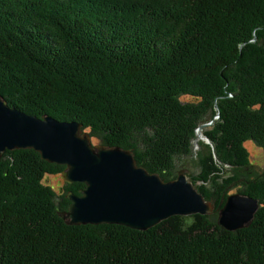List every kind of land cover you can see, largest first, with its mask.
Wrapping results in <instances>:
<instances>
[{
    "label": "trees",
    "instance_id": "16d2710c",
    "mask_svg": "<svg viewBox=\"0 0 264 264\" xmlns=\"http://www.w3.org/2000/svg\"><path fill=\"white\" fill-rule=\"evenodd\" d=\"M0 93L81 121L94 143L133 149L165 180L195 164L188 174L216 204L148 229L69 223L66 193L84 182L56 191L43 178L64 164L6 149L0 264H264V169L245 146L264 148V0H0ZM238 182L260 206L230 230L217 216Z\"/></svg>",
    "mask_w": 264,
    "mask_h": 264
},
{
    "label": "water",
    "instance_id": "95a60500",
    "mask_svg": "<svg viewBox=\"0 0 264 264\" xmlns=\"http://www.w3.org/2000/svg\"><path fill=\"white\" fill-rule=\"evenodd\" d=\"M212 121L201 122L196 134ZM201 136L210 142L204 132ZM18 148H33L43 159L64 164L61 174L66 182H84L79 194L66 193L70 203L64 215L69 223H119L148 229L172 215L215 211L186 169L165 180L159 172L139 165L133 149L94 143L81 121L28 113L10 105L0 93V156L6 149ZM259 206L258 197L230 193L218 211V223L230 230L245 227Z\"/></svg>",
    "mask_w": 264,
    "mask_h": 264
},
{
    "label": "rangeland",
    "instance_id": "374dc122",
    "mask_svg": "<svg viewBox=\"0 0 264 264\" xmlns=\"http://www.w3.org/2000/svg\"><path fill=\"white\" fill-rule=\"evenodd\" d=\"M182 97L184 98H189V95H183ZM207 127V126H206ZM205 128V127H204ZM203 130V129H202ZM197 138V137H196ZM195 138V139H196ZM202 139V138H201ZM95 138L93 139V141L95 142ZM200 140V139H199ZM198 144V147L195 148V150H197L200 147L199 142L196 143L194 140V146ZM245 146L247 147L249 153H250V161L252 166L254 167V169L260 170L262 171L264 169V148L261 147L260 145H258L253 139H248L245 141ZM191 159V158H190ZM192 161V159H191ZM188 163V161H187ZM186 163V167L189 168L188 171H191L194 169L195 164L193 163ZM193 164V165H192ZM190 175V174H189ZM192 178V177H191ZM44 182L52 185L56 191H61L64 189V185L66 183L65 180H63L62 178V174L61 172H52V173H46L44 178H43ZM193 181V180H192ZM239 187H242L241 183H234L229 190L231 191H237V189ZM212 203H214V200L209 199ZM223 202V201H222ZM214 205H216L214 203ZM192 215V214H190Z\"/></svg>",
    "mask_w": 264,
    "mask_h": 264
},
{
    "label": "bare ground",
    "instance_id": "6f19581e",
    "mask_svg": "<svg viewBox=\"0 0 264 264\" xmlns=\"http://www.w3.org/2000/svg\"><path fill=\"white\" fill-rule=\"evenodd\" d=\"M201 133H203V130H199V131H198V135L196 136L197 138L195 139V142H196V143H198V142H199V139L202 138Z\"/></svg>",
    "mask_w": 264,
    "mask_h": 264
}]
</instances>
